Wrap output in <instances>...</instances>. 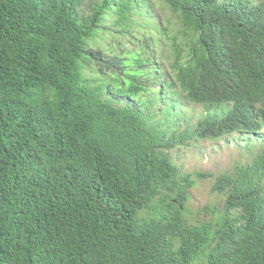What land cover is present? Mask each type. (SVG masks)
Masks as SVG:
<instances>
[{"label": "trees", "instance_id": "1", "mask_svg": "<svg viewBox=\"0 0 264 264\" xmlns=\"http://www.w3.org/2000/svg\"><path fill=\"white\" fill-rule=\"evenodd\" d=\"M219 40L246 86L190 125L175 108L221 85L197 55ZM262 125L248 0H0V264H264V156L216 176L177 165L193 138L264 140Z\"/></svg>", "mask_w": 264, "mask_h": 264}, {"label": "clouds", "instance_id": "2", "mask_svg": "<svg viewBox=\"0 0 264 264\" xmlns=\"http://www.w3.org/2000/svg\"><path fill=\"white\" fill-rule=\"evenodd\" d=\"M251 4L255 5L253 3ZM256 6H259L260 8H262V10H264V8L261 5H256ZM221 51H234V50L228 41L219 40L216 45L208 47L207 51L197 54V55H200L202 58L205 57L206 73L208 74L210 71H214V75L213 76L210 75V77L217 78L221 82V85L215 86L213 94L199 95L198 93V96H199V99L202 105L200 106H190L188 104L186 105L188 108L187 110L194 111L192 113V116L189 117L188 114H186V112L184 111L182 112L180 111L179 108H177L178 111L176 112L178 115L184 114L186 118L189 117L188 121L190 125H194L198 119L204 118L208 114V110H210L211 113L220 112V110H225V111L230 110L232 105L235 104V100L237 96L243 90V87L246 86L243 80V77L235 70V68L230 64L221 62L220 59L217 57V53ZM166 69H167V72H172L168 68ZM201 74L203 75V72ZM173 76L174 75H172L171 77ZM237 78H239V80ZM240 78L242 79L240 80ZM201 81L196 83L193 86V88H196L197 91L201 87ZM250 81H251V78L246 79L247 83ZM207 103H216L218 104V106L212 107V106L206 105ZM197 114H199L198 117L196 116ZM263 128H264V125H262L261 130H260V134L262 135H263V132H262ZM179 132L180 133L183 132L182 127H180ZM223 137H226L225 140H227V143L231 142L229 143L230 145H232L231 147H233V144H232L233 142H236L237 144L238 143L242 144V148H238L239 149L238 158L234 160L231 164L241 163V166L250 167V162L255 161L256 158L259 156H264V140L256 136H251L250 138L248 137L241 138L240 136H236V135L234 136L222 135L221 137H214L213 139L202 138L198 143H196L195 138H193L192 141L195 142V146L193 148L196 147L200 149L201 144L203 142L205 141L211 142L214 140H220ZM261 181H263V179Z\"/></svg>", "mask_w": 264, "mask_h": 264}, {"label": "rangeland", "instance_id": "3", "mask_svg": "<svg viewBox=\"0 0 264 264\" xmlns=\"http://www.w3.org/2000/svg\"><path fill=\"white\" fill-rule=\"evenodd\" d=\"M255 5H261L264 8V0H249ZM160 7V6H159ZM264 15V10H262ZM167 41L163 39V43ZM182 110V106L178 107ZM176 111L178 109L176 108ZM188 116H192V112L187 113ZM199 114L196 116L198 117ZM188 117V118H189ZM223 137L220 140L205 141L201 144L200 149L193 148L188 150V155L185 156L183 165L177 163L180 166L183 174H202V175H217L221 170L226 169L228 164H231L238 158V148H242L241 143L233 142V147ZM226 142V143H225ZM214 176V177H215ZM213 177V178H214ZM195 178V177H194ZM199 181V180H197ZM212 184L211 179H205L199 181L195 190H191L192 200L195 201V206H204L211 203L212 198L208 196L209 190ZM221 202V200H219Z\"/></svg>", "mask_w": 264, "mask_h": 264}, {"label": "bare ground", "instance_id": "4", "mask_svg": "<svg viewBox=\"0 0 264 264\" xmlns=\"http://www.w3.org/2000/svg\"><path fill=\"white\" fill-rule=\"evenodd\" d=\"M239 79V78H238ZM241 84V83H240ZM247 107V106H246ZM260 159V158H259Z\"/></svg>", "mask_w": 264, "mask_h": 264}]
</instances>
